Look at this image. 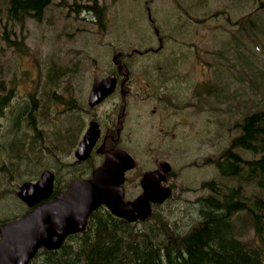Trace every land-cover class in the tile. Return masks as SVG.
<instances>
[{
  "label": "rangeland",
  "instance_id": "rangeland-1",
  "mask_svg": "<svg viewBox=\"0 0 264 264\" xmlns=\"http://www.w3.org/2000/svg\"><path fill=\"white\" fill-rule=\"evenodd\" d=\"M146 1L54 0L40 18L26 19L22 25L9 20V1L0 0V80L3 94L12 91L0 113V217L14 220L23 216L27 206L18 198V188L25 181L36 180L43 170L55 171L60 186L73 176H89V168L99 165L98 156L86 165H77L74 153L85 131L82 123L89 118L84 106L93 80L113 69L120 51H143L127 59L132 84L119 144L137 160L136 168L127 174V199L141 194L140 178L145 171L169 162L168 183L174 191L156 206L154 216L183 233L200 219L199 199L209 193L202 188L203 182L235 185L238 181L224 178L213 160L243 132L241 125L255 104L264 102V9L259 8L260 1L151 0L148 5L160 26L163 48L145 53L160 46L155 32L148 29ZM95 3L98 9H92ZM102 9L106 12L103 25L95 15ZM172 16L183 23L179 31L169 29ZM192 18L204 22H191ZM197 24L199 31L194 35L189 25ZM51 67L67 71L52 81L48 76ZM47 90L64 98V102L52 104L50 116L56 111L62 117L58 125L63 130L73 127V140L79 133L74 147L71 141L62 147L65 152L58 153L61 166L51 155L37 159L42 140L30 128L25 131L29 107L25 106L18 125L15 123L19 126L16 132L10 122L16 105H30L31 94L38 98ZM112 99H118L117 103L108 100L93 111L103 118L106 134L121 114V94ZM50 122L36 120L41 134L48 136L49 146L54 130ZM53 139L55 142L54 134ZM19 149V153L24 151L23 158L16 157ZM237 151L243 160L260 156ZM155 220L140 223V227L148 228ZM246 235L253 237L252 231Z\"/></svg>",
  "mask_w": 264,
  "mask_h": 264
},
{
  "label": "trees",
  "instance_id": "trees-1",
  "mask_svg": "<svg viewBox=\"0 0 264 264\" xmlns=\"http://www.w3.org/2000/svg\"><path fill=\"white\" fill-rule=\"evenodd\" d=\"M53 1L9 0L8 16L21 23L30 16L40 18ZM257 1H260L259 8L264 9V0ZM92 9H98L96 3ZM95 15L103 25L105 10ZM15 46L25 51L20 44ZM66 71L64 67H51L48 76L56 81ZM2 89L0 80V113L6 97L12 93L3 94ZM47 92L50 90L38 98L31 94L30 105L25 102L14 106L10 122L16 132L18 118L25 112V106L29 107L30 122L25 131L28 133L30 128L42 140L37 159L43 154L51 155L61 166L58 153L65 152L62 147L71 141L74 147L79 133L73 140V127L63 130L64 126L58 125L62 117L56 116V111L50 116L49 108L64 102V98ZM38 119L51 120L49 124L54 130L49 135L50 146L48 136L38 129ZM241 127L243 132L218 160H213L221 175L238 180V185L218 184L215 180L203 182L202 188L209 193L199 199L200 219L183 233H177L166 220H155L154 212L149 220H155V224L149 222L148 228H141L140 224L118 218L101 206L92 213L84 231L69 236L57 250L41 249L30 264H264V102L255 104V110L245 117ZM237 149L260 156L243 160ZM19 151L16 150V157L23 158L24 151ZM69 183L59 186L58 182L56 192L63 191ZM250 231L251 239L246 235Z\"/></svg>",
  "mask_w": 264,
  "mask_h": 264
},
{
  "label": "water",
  "instance_id": "water-1",
  "mask_svg": "<svg viewBox=\"0 0 264 264\" xmlns=\"http://www.w3.org/2000/svg\"><path fill=\"white\" fill-rule=\"evenodd\" d=\"M115 86L113 75L96 81L92 97L101 101ZM99 134L98 125L93 122L76 151L79 160L89 157ZM135 164L127 150L116 148L107 152L103 164L93 170L90 178L74 180L66 191L54 196L55 173L50 169L44 170L37 181L24 182L17 195L33 209L0 227V264H29L41 247L58 249L69 235L85 229L92 212L101 205L129 222L148 217L152 204L164 202L171 194L170 187L161 185L171 167L165 162L145 173L143 195L126 201L125 173Z\"/></svg>",
  "mask_w": 264,
  "mask_h": 264
},
{
  "label": "flooded vegetation",
  "instance_id": "flooded-vegetation-1",
  "mask_svg": "<svg viewBox=\"0 0 264 264\" xmlns=\"http://www.w3.org/2000/svg\"><path fill=\"white\" fill-rule=\"evenodd\" d=\"M150 1L151 0H147L146 1V10H147V17H148L147 25H148V29L149 30L152 28V30L155 32L156 36L159 39L160 46H159V48H156V49L154 47L153 48H148L145 53H148V52L156 53V52H159L163 48V36L161 35L160 26L158 27V24H155V20L157 21V19H156V17H154L152 15L151 8L148 5V3ZM213 18H215V17H213ZM189 20L191 22H204V20L196 21L194 18L189 19ZM170 23L171 24H169V29L172 32L179 31V29L183 26L182 25L183 23L178 22V21H174L173 16L171 17ZM189 26L192 27V32L194 33V35L199 31V27L200 26L198 24L196 26L195 25H189ZM172 38L175 39L176 36H173ZM142 53H143V51L134 49V50H132V52H122V51H120L117 54V56L114 59V67H113V69L110 70V72L105 76V77H108L109 75H113V76L116 77L115 89H114V91L111 94L107 95L101 101H98V102L95 101V97H92L93 85H94L95 81H100V80L104 79L105 77H102V78L95 77L94 78L92 86H91V89L89 91V95L87 97V101H86L85 106H84V110L89 114V118L87 119L86 123L85 122L82 123L81 129H82V132H83V130H86L90 125H92L93 122H96L97 125H98V129H99L100 134H99V137H98V139H97V141H96V143L94 145V148H93L90 156L86 160H83V161H80V162L76 161L77 165L78 164L84 165V164L88 163L89 160L91 158L95 157V156H98V157L101 158V160H100V163H101L104 160L105 155H106L105 153L108 150L114 149L116 147H124V146H121L119 144V141L121 139V131L125 127V124L122 121V118L125 116V113H126V108H127V103H128L127 95L130 92V90H128V88H130V85L132 84V82H131L132 81V72H131V70L129 68V62L127 61V59L129 57L134 56L135 54H142ZM117 93L121 94V104H120V106H121V114L117 115L116 120L114 122V125L112 126L113 128H111V127L109 128L110 129L109 130L110 134H106L104 132V130H103V126H105V125L102 124V122L100 120V119H103V118L101 116H99V115H97V116L93 115V111L96 108H99L100 106H102L108 100H110V101L113 100L115 103H117L118 99H112V98L116 97ZM94 102H96V103H94ZM91 103H94V104L92 105ZM74 111H81V110L74 109ZM153 111L155 112L156 109H154ZM79 141H78V145L77 146H79V143H80ZM247 160H250V158L247 159ZM76 164H74V165H76ZM171 172H172V170H171ZM171 172H169L167 174V182H165L164 184H166V183L169 184L168 183V178H169ZM140 183H141V181H140ZM172 189H174V188L172 187ZM27 210L29 211L31 209L28 208ZM11 220H13V218L5 219V218L0 217V227L3 226L4 224L10 222ZM1 238H2V236H1V233H0V240H1Z\"/></svg>",
  "mask_w": 264,
  "mask_h": 264
}]
</instances>
